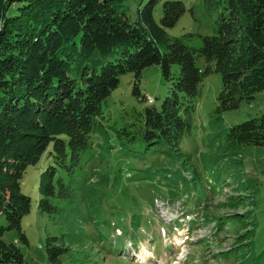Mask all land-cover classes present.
<instances>
[{
    "label": "trees",
    "instance_id": "trees-1",
    "mask_svg": "<svg viewBox=\"0 0 264 264\" xmlns=\"http://www.w3.org/2000/svg\"><path fill=\"white\" fill-rule=\"evenodd\" d=\"M128 1L0 0V217L7 221L0 227V264H26L17 243L3 236L16 230L28 244L22 221L33 203L22 180L46 153L51 164L40 175L39 211L59 219L81 214L77 208L91 183L89 154L112 141L102 105L122 75H134L133 95L140 102L146 101L137 87L143 69L158 66L171 81V94L159 108L144 107L134 123L115 131V144L132 158L138 157L133 146L145 157L151 152L170 161L188 158L179 142L191 131L198 85L211 73L222 82L216 114L237 110L264 91V0H200L207 12H218L214 34L200 37L201 43L194 34L170 38L166 33L185 12L181 2H165L157 24V0L138 8L134 21ZM118 49V57L102 61ZM95 139L103 143L95 145ZM225 141L264 147V114L230 127ZM150 180L139 185H151ZM122 193L132 196L131 190ZM167 193L177 195L174 189ZM74 246L66 234L49 237L50 262L104 264L92 247L90 252Z\"/></svg>",
    "mask_w": 264,
    "mask_h": 264
},
{
    "label": "rangeland",
    "instance_id": "rangeland-1",
    "mask_svg": "<svg viewBox=\"0 0 264 264\" xmlns=\"http://www.w3.org/2000/svg\"><path fill=\"white\" fill-rule=\"evenodd\" d=\"M147 1H128L126 11L133 21L137 9ZM167 1L181 2L185 8L176 25L166 29L170 38L194 34L201 43L200 37L214 34L218 12H207L200 0H157L153 13L157 24ZM120 51L102 61L114 60ZM177 71L173 66L171 74L175 76ZM134 80L132 73L122 75L119 87L102 105L112 141L89 154L86 166L91 183L89 196L77 208L81 214L75 211L59 219L39 211L40 175L51 164L46 153L40 163L27 169L22 180V190L33 203L22 221L28 244L16 230L5 231L3 239L17 243L26 264H52L47 239L64 234L76 250L91 252L92 247L94 256L104 264H264V147L230 146L225 141L230 127L264 114V91L251 103L242 102L237 110L216 114L222 82L220 75L211 73L198 85L191 131L179 142V151L188 158L170 161L151 152L145 157L136 146L132 149L138 157L132 158L127 149L115 144V131L134 123L144 107L159 108L171 94V81L158 66L143 69L137 83L140 96L152 98V105L133 95ZM179 97L183 99V95ZM102 143L95 139V145ZM148 177L151 185H139ZM170 189L176 197L168 196ZM123 190H131L130 199ZM0 227H7L4 216ZM136 227L139 230H132Z\"/></svg>",
    "mask_w": 264,
    "mask_h": 264
},
{
    "label": "built area",
    "instance_id": "built-area-1",
    "mask_svg": "<svg viewBox=\"0 0 264 264\" xmlns=\"http://www.w3.org/2000/svg\"><path fill=\"white\" fill-rule=\"evenodd\" d=\"M154 102V100L152 98H149V103L148 104H152Z\"/></svg>",
    "mask_w": 264,
    "mask_h": 264
},
{
    "label": "bare ground",
    "instance_id": "bare-ground-1",
    "mask_svg": "<svg viewBox=\"0 0 264 264\" xmlns=\"http://www.w3.org/2000/svg\"><path fill=\"white\" fill-rule=\"evenodd\" d=\"M147 103H149V98L147 99Z\"/></svg>",
    "mask_w": 264,
    "mask_h": 264
}]
</instances>
